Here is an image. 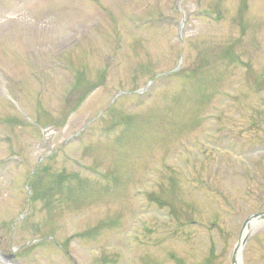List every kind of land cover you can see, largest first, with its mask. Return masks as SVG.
Segmentation results:
<instances>
[{
  "label": "rangeland",
  "instance_id": "obj_1",
  "mask_svg": "<svg viewBox=\"0 0 264 264\" xmlns=\"http://www.w3.org/2000/svg\"><path fill=\"white\" fill-rule=\"evenodd\" d=\"M262 211L264 0H0V264H232Z\"/></svg>",
  "mask_w": 264,
  "mask_h": 264
},
{
  "label": "bare ground",
  "instance_id": "obj_2",
  "mask_svg": "<svg viewBox=\"0 0 264 264\" xmlns=\"http://www.w3.org/2000/svg\"><path fill=\"white\" fill-rule=\"evenodd\" d=\"M262 221H264L263 218H261V219H259V220H252L250 223L248 222V223L245 225L244 229H243L242 237H243L244 235H246V233L249 232V230L252 228L253 225H256V223L259 224V223H261ZM243 247H244V245H241L240 248L238 249V252H237V254H236L235 257H234V262H233V264H241V255H242Z\"/></svg>",
  "mask_w": 264,
  "mask_h": 264
},
{
  "label": "water",
  "instance_id": "obj_3",
  "mask_svg": "<svg viewBox=\"0 0 264 264\" xmlns=\"http://www.w3.org/2000/svg\"><path fill=\"white\" fill-rule=\"evenodd\" d=\"M250 217H252V219H258V218H263L264 217V211L260 212L258 214H252ZM245 237L241 238L240 240H238V242L235 244L234 250H233V254H232V264L234 262V257L238 252V249L240 248L241 244H243L245 242Z\"/></svg>",
  "mask_w": 264,
  "mask_h": 264
},
{
  "label": "trees",
  "instance_id": "obj_4",
  "mask_svg": "<svg viewBox=\"0 0 264 264\" xmlns=\"http://www.w3.org/2000/svg\"><path fill=\"white\" fill-rule=\"evenodd\" d=\"M211 263V258L208 260V264H210Z\"/></svg>",
  "mask_w": 264,
  "mask_h": 264
}]
</instances>
